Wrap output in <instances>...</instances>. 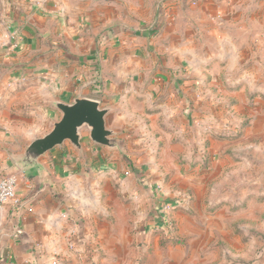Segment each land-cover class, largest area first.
Here are the masks:
<instances>
[{
	"label": "crops",
	"instance_id": "1",
	"mask_svg": "<svg viewBox=\"0 0 264 264\" xmlns=\"http://www.w3.org/2000/svg\"><path fill=\"white\" fill-rule=\"evenodd\" d=\"M210 1L0 0V179L16 176L20 201L0 209V264H109V172H120L122 147L95 144L85 129L81 149L67 141L42 156L40 168L16 161L60 119L55 104L76 97L110 109L106 125L122 146L140 111L143 119L158 113L150 120L164 119L172 133L201 80L175 49L187 46L199 20L193 12ZM88 221L103 247L99 261L86 246Z\"/></svg>",
	"mask_w": 264,
	"mask_h": 264
},
{
	"label": "rangeland",
	"instance_id": "2",
	"mask_svg": "<svg viewBox=\"0 0 264 264\" xmlns=\"http://www.w3.org/2000/svg\"><path fill=\"white\" fill-rule=\"evenodd\" d=\"M212 1L195 9L187 46L175 49L201 79L184 118L166 134L164 119L149 118L158 113L140 111L115 150L109 264H264V0Z\"/></svg>",
	"mask_w": 264,
	"mask_h": 264
},
{
	"label": "water",
	"instance_id": "3",
	"mask_svg": "<svg viewBox=\"0 0 264 264\" xmlns=\"http://www.w3.org/2000/svg\"><path fill=\"white\" fill-rule=\"evenodd\" d=\"M55 105L61 111L60 119L54 122L48 133L27 145L16 161L18 167L40 168L39 159L67 141L81 149L82 130L85 129L89 139L95 144L110 148L122 147L121 140L116 137L117 133L106 125V115L110 109L101 107L98 100L76 97L70 103L57 102Z\"/></svg>",
	"mask_w": 264,
	"mask_h": 264
},
{
	"label": "built area",
	"instance_id": "4",
	"mask_svg": "<svg viewBox=\"0 0 264 264\" xmlns=\"http://www.w3.org/2000/svg\"><path fill=\"white\" fill-rule=\"evenodd\" d=\"M127 174H129V172H127ZM16 186L17 178L14 175H7L0 179V209L9 202L15 205L20 203L16 194ZM54 264H57V261H55Z\"/></svg>",
	"mask_w": 264,
	"mask_h": 264
}]
</instances>
